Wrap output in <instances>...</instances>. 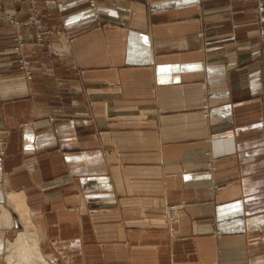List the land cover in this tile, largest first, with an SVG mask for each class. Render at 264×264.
<instances>
[{
  "label": "crops",
  "instance_id": "0c3cea01",
  "mask_svg": "<svg viewBox=\"0 0 264 264\" xmlns=\"http://www.w3.org/2000/svg\"><path fill=\"white\" fill-rule=\"evenodd\" d=\"M95 1L2 0L0 264H264V0Z\"/></svg>",
  "mask_w": 264,
  "mask_h": 264
},
{
  "label": "built area",
  "instance_id": "2783aa9c",
  "mask_svg": "<svg viewBox=\"0 0 264 264\" xmlns=\"http://www.w3.org/2000/svg\"><path fill=\"white\" fill-rule=\"evenodd\" d=\"M34 4V3H33ZM90 5L92 7L93 10H96L97 9V6H96V1L95 0H90ZM31 15L30 17L24 21L23 23H25L26 25H30V24H36L38 28H40L41 26V19L39 17V14H38V11H37V6L34 4V6L32 7L31 9ZM3 21H10V22H13L15 23L17 26L20 25V21H18L14 15H12L11 13L7 12L4 10L3 8V4H2V0H0V23L3 22ZM38 34V37H39V40L42 39V34H45V31H39ZM23 42L20 41V43L15 47V49L21 53V48L23 47ZM21 61H23V68L25 67V65L27 64V61L24 60L23 58L20 59ZM29 74V72H28ZM30 75V74H29Z\"/></svg>",
  "mask_w": 264,
  "mask_h": 264
},
{
  "label": "rangeland",
  "instance_id": "374dc122",
  "mask_svg": "<svg viewBox=\"0 0 264 264\" xmlns=\"http://www.w3.org/2000/svg\"><path fill=\"white\" fill-rule=\"evenodd\" d=\"M89 2H90V0H89ZM34 6V4L32 3L31 4V7H30V10L32 9V7ZM4 8V7H3ZM5 10V9H4ZM38 10V9H37ZM6 11V10H5ZM31 15V14H30ZM30 17V16H29ZM17 19V18H16ZM18 21H20V25H16L15 23H13V22H10V21H3V22H9V23H13L14 25H16L17 27H20V26H31V25H35V26H37L36 24H30V25H26L25 23H23L24 21H26V20H20V19H17ZM2 23V22H1ZM43 36H42V39L41 40H39V37H38V34H36V36H35V42L36 43H45V39H44V34H42ZM20 41H22L23 42V44H24V40L23 39H19V41L17 42V44H19L20 43ZM22 53V52H21ZM19 55H21V54H19ZM20 58H22V57H20ZM21 62V61H20ZM22 66V68H23V65H21ZM25 68V67H24ZM28 73V72H27ZM52 119V118H51ZM99 134L101 135L102 134V131H99ZM12 234V233H11ZM261 237V239H263L264 240V234L263 235H261L260 236Z\"/></svg>",
  "mask_w": 264,
  "mask_h": 264
},
{
  "label": "bare ground",
  "instance_id": "6f19581e",
  "mask_svg": "<svg viewBox=\"0 0 264 264\" xmlns=\"http://www.w3.org/2000/svg\"><path fill=\"white\" fill-rule=\"evenodd\" d=\"M96 11V10H95ZM96 15H97V13H96ZM28 238V237H27ZM32 242V241H31ZM21 243V242H20ZM17 244V243H16ZM16 246V245H15ZM14 246V247H15ZM30 246V245H29ZM31 247V246H30ZM10 249H12V248H10ZM29 249H32V248H29ZM28 249V250H29ZM26 250V249H25ZM30 252V251H29ZM27 253V252H26ZM14 254V253H13ZM36 254V253H35ZM24 255V254H23ZM29 255H31V254H29ZM26 257H27V255H25ZM36 257V256H35ZM42 259V258H41ZM8 260V259H7ZM29 260V259H28ZM17 261H19V260H17ZM32 261V260H31ZM9 263V262H8ZM11 263V262H10ZM35 263H36V261H35ZM33 264V263H32Z\"/></svg>",
  "mask_w": 264,
  "mask_h": 264
}]
</instances>
